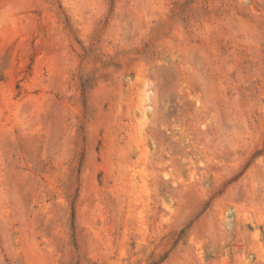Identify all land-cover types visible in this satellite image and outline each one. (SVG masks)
Returning <instances> with one entry per match:
<instances>
[{"label":"rangeland","instance_id":"rangeland-1","mask_svg":"<svg viewBox=\"0 0 264 264\" xmlns=\"http://www.w3.org/2000/svg\"><path fill=\"white\" fill-rule=\"evenodd\" d=\"M0 264H264V0H0Z\"/></svg>","mask_w":264,"mask_h":264}]
</instances>
